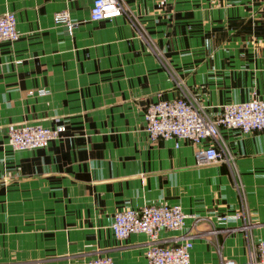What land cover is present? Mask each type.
Segmentation results:
<instances>
[{
  "label": "crops",
  "instance_id": "obj_1",
  "mask_svg": "<svg viewBox=\"0 0 264 264\" xmlns=\"http://www.w3.org/2000/svg\"><path fill=\"white\" fill-rule=\"evenodd\" d=\"M120 1L119 15L91 20V0H0L18 31L0 41V264H144V234L116 238L110 222L151 202L189 213L158 237L190 239V264L243 260L248 240L264 239V130L221 129V156L199 163L187 140H150L142 116L178 95L208 114L264 97V0ZM60 9L70 31L52 20ZM22 121L64 130L10 149Z\"/></svg>",
  "mask_w": 264,
  "mask_h": 264
},
{
  "label": "built area",
  "instance_id": "obj_2",
  "mask_svg": "<svg viewBox=\"0 0 264 264\" xmlns=\"http://www.w3.org/2000/svg\"><path fill=\"white\" fill-rule=\"evenodd\" d=\"M123 9L120 0H91L87 17L91 20L108 19L122 13ZM52 20L63 24L69 31L76 24L65 9L54 11ZM17 37L14 13L3 11L0 13V41L13 42ZM142 116L143 128L150 140L166 139L174 147L179 145V140H187L194 146L195 161L208 163L221 156V129H236L245 134L264 130V97L252 96L241 101L225 102L215 114H208L203 104L178 95L146 103ZM63 130L62 123L50 127L40 122L22 121L9 127L5 144L13 150L44 147L50 140L59 137ZM187 214L176 202L142 203L115 210L110 229L116 238H124L130 233L144 234V264H190V239L166 244L158 237L161 230L181 228ZM238 214L233 213L235 217ZM225 218V214L217 216V219ZM81 264L113 263L108 255H93L84 258ZM218 264H264V239L248 240L245 259L222 258Z\"/></svg>",
  "mask_w": 264,
  "mask_h": 264
}]
</instances>
